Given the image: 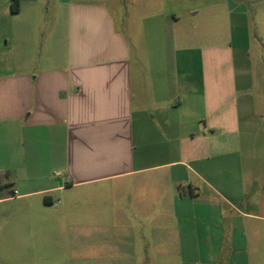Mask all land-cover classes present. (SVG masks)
I'll list each match as a JSON object with an SVG mask.
<instances>
[{"label":"crops","instance_id":"1","mask_svg":"<svg viewBox=\"0 0 264 264\" xmlns=\"http://www.w3.org/2000/svg\"><path fill=\"white\" fill-rule=\"evenodd\" d=\"M148 1L0 0L4 257L76 191L119 200V264H220L264 221V0Z\"/></svg>","mask_w":264,"mask_h":264},{"label":"rangeland","instance_id":"2","mask_svg":"<svg viewBox=\"0 0 264 264\" xmlns=\"http://www.w3.org/2000/svg\"><path fill=\"white\" fill-rule=\"evenodd\" d=\"M126 6L130 16L135 7L129 5L128 1ZM146 15L148 13L130 17V23L135 27V30L137 27L142 29ZM136 35H138L137 32ZM130 39L133 48L135 47L133 54L136 56L138 54L137 38L135 35H131ZM144 46L146 47V45ZM8 193L9 189L2 191V194ZM84 195L76 191L71 195H65L64 198L58 197L59 199H57L61 204L65 202V199L72 198L80 203L78 208H70L69 211H66V215L74 214L76 218L79 217V223L68 219L61 225H45V232L42 238L37 241L36 257L34 253H31L34 250L33 241L28 237L18 236L5 246L6 248L7 246L11 247L12 256L4 257L5 253L1 252L3 248L0 245V264H119V255H116L112 247L114 241L102 239L104 232H110L109 234L118 232L117 224L113 219L119 210V202H117L119 200L114 195H108L104 199L108 201L105 204L99 192L87 198ZM61 204H58L59 208L56 209H61ZM224 221L220 225V229L223 233L228 234L232 225L228 219ZM77 227L83 229L78 231L75 229ZM237 227L241 228L240 225ZM246 227V238L242 241L237 240V244L242 246L241 250L233 251L228 238L220 241V264H264V221L248 219ZM81 234H85V236ZM179 262V259L173 258L169 264H179Z\"/></svg>","mask_w":264,"mask_h":264},{"label":"trees","instance_id":"3","mask_svg":"<svg viewBox=\"0 0 264 264\" xmlns=\"http://www.w3.org/2000/svg\"><path fill=\"white\" fill-rule=\"evenodd\" d=\"M18 11H19V2H18V0H13L12 12L17 13ZM9 178H10V172L0 173V191H2V189L6 186H11L10 184L7 183V180ZM12 194H14V193L12 192ZM45 201L47 203L51 202L48 197H45Z\"/></svg>","mask_w":264,"mask_h":264}]
</instances>
